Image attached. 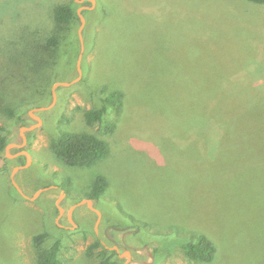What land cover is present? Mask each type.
Masks as SVG:
<instances>
[{"label":"rangeland","instance_id":"obj_1","mask_svg":"<svg viewBox=\"0 0 264 264\" xmlns=\"http://www.w3.org/2000/svg\"><path fill=\"white\" fill-rule=\"evenodd\" d=\"M85 1L0 0V134L15 143L25 135L30 153L28 162L16 145L0 151V264H40L55 244L62 264H264V226L251 220L243 230L233 219L261 206L222 207L216 182L200 166L215 156L216 121H225L230 99L244 100L234 111L242 117L250 99L264 98V5L95 0L81 10V40ZM61 4L79 19L59 29ZM52 35L57 44L48 43ZM62 81L71 84L57 86L53 102ZM113 90L124 91L121 114L110 108L89 124L85 112L102 107ZM37 116L38 126L24 128ZM83 131L105 139L109 154L91 166L64 163L52 140ZM99 176L105 193L70 216L94 194ZM226 190L219 197L233 198ZM108 228L128 246L116 252ZM200 235L217 247L212 261L185 255Z\"/></svg>","mask_w":264,"mask_h":264},{"label":"trees","instance_id":"obj_2","mask_svg":"<svg viewBox=\"0 0 264 264\" xmlns=\"http://www.w3.org/2000/svg\"><path fill=\"white\" fill-rule=\"evenodd\" d=\"M251 1L264 5V0ZM54 17L59 29L65 28L79 19L77 12L70 4L58 5L55 8ZM57 41L58 37L52 35L48 43L57 44ZM103 91L106 90L103 89ZM259 96L260 94L248 101L247 115L242 117L235 114L234 111L238 112L239 108L244 109V100L239 99V96L232 102L230 99L226 106L228 116L225 121L223 118H218L221 121H216L219 127V141L215 156L213 159L205 158L200 164L201 173L205 171L204 174L216 182V200L222 207L232 205L234 209L245 207L250 210L251 205L256 208L253 202H257L261 206V211V208L255 209V211L250 210V212L242 214V218L233 217L235 222L238 220L243 222V230H247L248 221L251 220L260 223L261 229L264 226V108L259 110L260 101L261 106L264 107V98ZM237 100L240 104L235 105ZM123 104L124 92L113 90L103 98L102 107L90 108L85 112L86 120L89 124L102 121L110 108L117 114H121ZM7 112L14 115L11 108H8ZM260 113L261 115H259ZM256 114L259 115L258 118H256ZM105 127L107 132L114 129L112 122L108 121H106ZM10 142L5 134H0V151H4ZM51 147L61 161L71 166H91L110 152L109 144L105 139L86 131L61 132L56 139L52 140ZM107 186L106 178L99 176L95 182L94 194L90 195V198L96 199L102 196ZM225 189H227V193L234 194L233 198L222 199L219 197ZM222 211L227 210L221 208L220 213ZM248 213L250 214L248 215ZM35 240L41 243L43 238L37 236ZM98 245L99 242L91 244L89 253H92L91 248ZM58 248V245L55 244L50 251L42 254L40 264H62L58 257ZM184 248L185 255L193 261H212L217 251V247L205 235H200L195 242L185 245ZM101 264H109V260L105 258Z\"/></svg>","mask_w":264,"mask_h":264},{"label":"water","instance_id":"obj_3","mask_svg":"<svg viewBox=\"0 0 264 264\" xmlns=\"http://www.w3.org/2000/svg\"><path fill=\"white\" fill-rule=\"evenodd\" d=\"M89 1H91L92 3H94L95 2V0H89ZM84 7V6H83ZM85 8V7H84ZM81 10H83V9H80V10H78V14H79V16H80V19H81V26H80V38H81V40H83V35H82V29H83V27H84V24H85V17H84V14H83V12L81 11ZM71 84V82H64V81H62V82H57L55 85H54V88H53V102L56 100V98H57V93H56V90H55V88L57 87V86H60V85H70ZM46 107H38V108H36L37 110H43V109H45ZM37 118V122L36 123H34L33 125H31V126H24V128H26V129H31L33 126H38L41 122H42V119H41V117H39V116H37L36 117ZM27 141V138L25 137V135H24V137H23V142L22 143H15V142H10V143H8V145L6 146V150H8L9 149V147L11 146V145H16L17 147H23L24 146V143ZM25 154L26 156H27V161L29 162V159H30V153L27 151V150H22V151H19L18 152V154ZM27 165V163L26 164H24V165H20L19 167L20 168H22V167H24V166H26ZM13 183L17 186V188H18V190L24 195V196H27L24 192H23V190L21 189V187L19 186V184L17 183V181L15 180V178H13ZM48 187H45V188H43L42 190H46ZM41 190V191H42ZM28 197V196H27ZM92 200H93V198H84V199H82L81 201H79V202H77V203H75L69 210H68V214L71 216V214L73 213V211L78 207V206H80V205H83L85 202H87V204L88 205H90L91 204V202H92ZM58 207H59V209H60V212H62L63 211V207L61 206V205H59L58 204ZM92 208L96 211V212H98V214L100 215V211L97 209V208H95V207H93L92 206ZM72 222H73V224H75V222H74V220L72 219Z\"/></svg>","mask_w":264,"mask_h":264},{"label":"flooded vegetation","instance_id":"obj_4","mask_svg":"<svg viewBox=\"0 0 264 264\" xmlns=\"http://www.w3.org/2000/svg\"><path fill=\"white\" fill-rule=\"evenodd\" d=\"M94 5V3H92L89 0L85 1V4H83V6L85 7L83 10H90L91 7ZM18 151H22L24 149V147H17ZM22 155V154H21ZM20 155V156H21ZM95 199V198H94ZM96 208V207H95ZM96 212V211H95ZM73 215L75 214V212L72 213ZM99 216V214H98ZM109 228L106 230V236L107 238H109L115 245H117L115 251L117 252L118 250H121L122 247H124L125 245L128 246L127 244H125L123 241L117 240L115 236H113L112 234L108 233ZM124 240V238H123Z\"/></svg>","mask_w":264,"mask_h":264},{"label":"crops","instance_id":"obj_5","mask_svg":"<svg viewBox=\"0 0 264 264\" xmlns=\"http://www.w3.org/2000/svg\"><path fill=\"white\" fill-rule=\"evenodd\" d=\"M123 92H124V91H123ZM124 95H125V94H124ZM124 98H125V97H124ZM123 105H124V104H123ZM202 137H203V135H202ZM203 139H204V138H201V141H203ZM208 141H209V140H207L205 143L207 144ZM200 143H201V142H200ZM193 151H194V156H193V157H194L195 160H196V155L198 156V154H199V150H196V149H195V150H193Z\"/></svg>","mask_w":264,"mask_h":264}]
</instances>
